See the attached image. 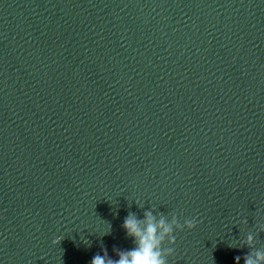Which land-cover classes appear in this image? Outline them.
<instances>
[{"label": "water", "instance_id": "95a60500", "mask_svg": "<svg viewBox=\"0 0 264 264\" xmlns=\"http://www.w3.org/2000/svg\"><path fill=\"white\" fill-rule=\"evenodd\" d=\"M148 211L197 220L169 264L264 252V0H0V264L118 259Z\"/></svg>", "mask_w": 264, "mask_h": 264}, {"label": "clouds", "instance_id": "9594fccd", "mask_svg": "<svg viewBox=\"0 0 264 264\" xmlns=\"http://www.w3.org/2000/svg\"><path fill=\"white\" fill-rule=\"evenodd\" d=\"M136 203L142 206L140 202L136 201ZM107 226L102 235L110 232V224ZM123 227L127 236L133 240L134 247L128 250H118V259L109 258L105 249L104 255L93 256L91 264H169V257L174 255L175 233L183 231L185 228L195 229L197 220L186 218L181 223L179 218L173 215L169 221L163 215L157 218L152 211H148L143 220L138 219L135 214L129 213L124 220ZM82 239L85 244H89L87 239L83 237ZM165 240L169 245L167 248L163 247ZM248 240L251 242L253 237L250 235ZM235 259L239 260V257L237 256ZM245 264H264V252L257 251L254 256H247Z\"/></svg>", "mask_w": 264, "mask_h": 264}]
</instances>
